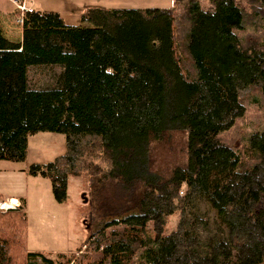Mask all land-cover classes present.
<instances>
[{"label": "trees", "instance_id": "16d2710c", "mask_svg": "<svg viewBox=\"0 0 264 264\" xmlns=\"http://www.w3.org/2000/svg\"><path fill=\"white\" fill-rule=\"evenodd\" d=\"M208 1L87 8L92 26L26 27L21 42L0 28V160L22 162L30 135L61 132L65 153L33 173L59 197L68 176L87 173L102 194V224L78 264H264V129L221 139L245 112L241 89L257 87L264 111V0H247L248 14L235 0ZM30 68L58 71L33 87ZM171 130L186 134V160L164 177L150 145ZM200 201L215 213L212 229ZM26 242L21 201L0 211V264L72 262Z\"/></svg>", "mask_w": 264, "mask_h": 264}, {"label": "rangeland", "instance_id": "374dc122", "mask_svg": "<svg viewBox=\"0 0 264 264\" xmlns=\"http://www.w3.org/2000/svg\"><path fill=\"white\" fill-rule=\"evenodd\" d=\"M201 7L210 9L211 2L208 0H198ZM245 14L249 13L247 0H235ZM128 3V2H127ZM129 7L130 4H125ZM248 31H252L251 28ZM250 44L253 39L247 36ZM247 42V41H246ZM247 42V43H248ZM57 68H30L29 78L33 87H47L51 84L56 75ZM240 99L245 106L243 116L238 120V128L235 132L224 134L221 139L229 141L234 136L243 132L244 137L253 131L264 129V111L261 106L262 96L257 87L251 86L241 89ZM186 134L182 130H171L164 138L154 141L150 145L151 160L153 170L160 175L167 177L176 165L182 164L186 160L185 150ZM97 148V147H96ZM28 159L16 163L24 168L28 176V204L26 207V226L29 227L31 235L39 233L40 242L52 250L60 247L69 250L65 254L71 258V264H78V260L88 254L84 246H79L102 224V209L99 203L102 194H99L91 186V181L87 173L80 176H68L64 194L57 196L51 187L48 179L36 182L33 178V165L35 161H43L45 165L53 161L66 151L65 135L61 132L43 131L35 135H30L27 144ZM93 150L92 160L100 167H105L106 160L102 159L100 149ZM44 182V183H43ZM105 198V197H104ZM39 201V202H38ZM197 212L205 215L209 222V228H213L214 211L208 204L200 201L197 203ZM179 213L165 217L163 233L167 234L177 228ZM150 233H152L153 223H147ZM58 236V242H55ZM79 247V248H78ZM45 255L56 262L58 253L47 251ZM39 262V260H37ZM39 264H41L39 262Z\"/></svg>", "mask_w": 264, "mask_h": 264}, {"label": "crops", "instance_id": "0c3cea01", "mask_svg": "<svg viewBox=\"0 0 264 264\" xmlns=\"http://www.w3.org/2000/svg\"><path fill=\"white\" fill-rule=\"evenodd\" d=\"M128 2V3H127ZM29 5L34 12L26 18V22L18 24L15 20L14 5L12 0H0V28L2 34L12 42H21L23 29L26 27H89L90 21L85 17L84 10L87 8H124L125 4H130L133 8H164L173 7V0H28ZM35 135V134H34ZM29 138V137H28ZM28 144V140H27ZM28 159V150L26 148L25 160ZM8 160H0V202L12 199L19 203L23 201L24 212L26 216V207L28 204V176L24 168ZM43 161L37 160L34 165L42 166ZM36 182L47 179L40 174L33 173ZM44 183V182H43ZM39 202V201H38ZM0 211H6L0 209ZM27 227V226H26ZM39 233L31 235L29 227L27 228L26 248L30 252L52 251L55 253H66L60 247L52 250L47 249L40 242ZM58 236L54 239L58 242Z\"/></svg>", "mask_w": 264, "mask_h": 264}, {"label": "built area", "instance_id": "2783aa9c", "mask_svg": "<svg viewBox=\"0 0 264 264\" xmlns=\"http://www.w3.org/2000/svg\"><path fill=\"white\" fill-rule=\"evenodd\" d=\"M14 5L15 20L18 24H23L29 14L34 12V9L29 5L28 0H12ZM19 206V203L12 199L0 202V209L7 210Z\"/></svg>", "mask_w": 264, "mask_h": 264}]
</instances>
